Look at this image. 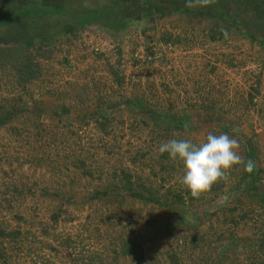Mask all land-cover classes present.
<instances>
[{"label":"rangeland","instance_id":"obj_1","mask_svg":"<svg viewBox=\"0 0 264 264\" xmlns=\"http://www.w3.org/2000/svg\"><path fill=\"white\" fill-rule=\"evenodd\" d=\"M185 3L0 0V264H264V0ZM208 132L255 169L193 198Z\"/></svg>","mask_w":264,"mask_h":264},{"label":"clouds","instance_id":"obj_2","mask_svg":"<svg viewBox=\"0 0 264 264\" xmlns=\"http://www.w3.org/2000/svg\"><path fill=\"white\" fill-rule=\"evenodd\" d=\"M213 3L215 0H186L185 7H207ZM220 31L227 39V30ZM235 131L234 128L233 132ZM240 147V142L227 133L208 132L201 143H194L191 139L173 138L161 143L158 151L160 154L167 153L172 160L182 162L183 176L180 182L193 198H199L215 183L226 179V173L234 166L242 165L247 173L255 169L254 161L245 160L239 154Z\"/></svg>","mask_w":264,"mask_h":264},{"label":"trees","instance_id":"obj_3","mask_svg":"<svg viewBox=\"0 0 264 264\" xmlns=\"http://www.w3.org/2000/svg\"><path fill=\"white\" fill-rule=\"evenodd\" d=\"M59 13L60 12L58 11L57 14H59ZM43 26L44 25H41L40 27H43ZM145 193H147L146 195H148V196H146V198H148L149 200H153L155 198V197L153 198V195L151 194V192H145ZM138 197H144V196L142 194H140V195L138 194ZM262 231H263L262 233H264V229ZM262 235L264 236V234H262ZM263 246H264V237H262L258 243L259 248H261ZM131 248H134V246H131ZM254 254H255V252L250 254V260L252 259L251 261L253 264H258L257 259L254 257Z\"/></svg>","mask_w":264,"mask_h":264}]
</instances>
